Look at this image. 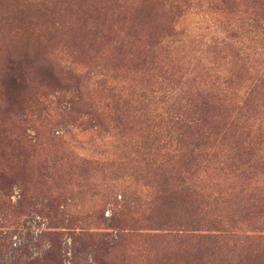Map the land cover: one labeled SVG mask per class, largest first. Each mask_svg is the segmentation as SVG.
Listing matches in <instances>:
<instances>
[{
    "label": "rangeland",
    "instance_id": "374dc122",
    "mask_svg": "<svg viewBox=\"0 0 264 264\" xmlns=\"http://www.w3.org/2000/svg\"><path fill=\"white\" fill-rule=\"evenodd\" d=\"M250 14L259 36L246 39L243 58L234 46ZM260 27L264 0H0V264H264ZM77 70L82 100L65 97L50 76L70 94ZM202 88L210 96L228 90L230 105L250 92L242 127L214 130L226 131L223 154L238 153L234 167L171 174L136 163L145 148L161 153L165 145L155 134L168 120L144 115H187ZM86 108L104 113L100 129L94 117L78 118ZM220 113L222 125L232 113ZM189 189L201 195L196 219L229 237L212 257L201 242L196 261L186 256L197 244L192 234L154 229L157 220H184ZM22 191L27 199L15 209ZM36 203L56 211L54 225ZM41 232L59 235L40 250L52 241L60 254L42 260L30 247L14 261L13 249Z\"/></svg>",
    "mask_w": 264,
    "mask_h": 264
},
{
    "label": "trees",
    "instance_id": "16d2710c",
    "mask_svg": "<svg viewBox=\"0 0 264 264\" xmlns=\"http://www.w3.org/2000/svg\"><path fill=\"white\" fill-rule=\"evenodd\" d=\"M251 14L249 15V18L244 22L247 24L248 28H243L239 39H237V44L234 46L236 51L244 58L243 54H245V44L246 39L248 37H258L254 36L258 28L256 25L252 24L253 21L251 19ZM260 21V20H258ZM259 23V22H258ZM260 24H258L259 26ZM234 26V25H232ZM241 28V25L237 24V29ZM244 30V31H243ZM259 34L264 35V28L260 27ZM255 33V34H254ZM254 34V35H253ZM52 72V71H51ZM48 71V74L51 73ZM76 77L75 85L73 86L72 92L69 94L68 85L62 84V81L59 79V76L55 74H50L52 77L53 83L56 84L57 87L61 88V92L65 97H68V95L75 94V97L77 99L82 100L84 98V92L83 89L79 86L80 82V71L77 70L74 72ZM223 75V74H221ZM258 84L264 88V73L261 75H258L255 77ZM10 82L13 83V80L10 79ZM222 92V91H221ZM220 92V93H221ZM207 89H201L196 93L195 101L194 103L197 105L193 106V111L188 113L187 115L180 114L179 116H169L167 118L161 117L158 113L154 115V111L150 112L148 115L145 114L144 116L150 118V119H157L161 118L164 120H168V125L164 127V130H167L164 134L160 133V130L155 134V136L160 140L162 139V143H165V145L162 147V152H156L152 153L150 147L145 148L147 150V155H143L139 158V160L136 161L141 166H145L146 163L150 165L151 168H163L167 167V170L169 173L174 174V172H178L181 169V166L186 169L187 174H192L194 172H197L199 169H204L205 171H218L220 173L227 172L231 167H234L233 164L231 165L230 160H233V163L235 164V160L238 158L236 155L238 153L236 151L233 152V149L226 150L223 154V150L220 149V143H223V140H225L226 131L224 133V136H222L221 131H214V130H223L224 127L230 128L235 127L236 129H239L242 127L243 122L246 120V114H247V101L249 97L248 95H245L242 92L236 93L235 98L233 102L230 105V102L232 101V98L229 99L230 93L228 90H223V94H218L214 96H210V94H207ZM114 100V99H113ZM116 100L117 97H116ZM58 103L59 100L57 101ZM137 103H139L135 100V111L136 113H142V109L137 106ZM149 106V105H147ZM152 107V106H150ZM198 107V108H197ZM85 112L79 113L78 118L81 120H88L91 122L93 117L98 121V127L101 128V120L104 117V113L100 112V110H92V108H86L84 110ZM141 111V112H140ZM224 111H230L232 113L231 116H227V121L222 123V125L219 124V118L221 116L220 112ZM225 128V129H226ZM228 130V129H226ZM90 134L91 137L96 136L100 138V135L93 132L91 129L86 130ZM211 135V136H210ZM210 136V137H209ZM212 136H215L214 138ZM219 139L217 142L216 140ZM157 141V139H156ZM86 142H92L91 139L87 138ZM146 143L148 145V142H144L143 145L146 146ZM238 151L240 155H243L241 153V149L238 148ZM154 157L158 159H154ZM230 154V157L228 155ZM249 156V154H246ZM224 156H227L225 159ZM219 159H222L221 161ZM158 161V163H155ZM145 164V165H144ZM245 165V164H243ZM242 168H245L242 166ZM226 174V173H223ZM3 180V175H0ZM6 181V180H5ZM22 196H20L21 199L16 203L15 209H20L23 206L24 199H27L26 194L24 191L21 192ZM187 197H185V204L184 207H187V211L185 214V218L183 221H176V217L173 216L172 219H168L166 221H159L157 220L155 230H169L174 231L175 228L181 227L182 230L180 232L184 233L185 231L192 234L191 236H187L190 240L195 241L196 247L192 250H194L192 253H187V259L191 261H196L199 259H202L203 257L201 254V250L204 248L205 244H202L201 242L206 243V251L203 253L204 257H212L213 253H210V251H213L214 248H217L222 242V240L229 239L228 236H224L222 234V231L219 229L220 225H214V226H207L200 222L196 217L193 215V209L191 208L194 206L193 202H196L198 200V196L201 197L200 194L195 193L194 190H187ZM0 202H2L1 207H4L7 203V196L3 194V196L0 197ZM5 204V205H4ZM36 210L38 211V215L43 217L44 219L51 221L54 225V221H57L56 218V211L53 210V208H50V204H35ZM36 214V213H35ZM36 214V215H37ZM59 222V221H58ZM176 230V229H175ZM57 232L55 233H48V232H41L37 235L36 241H31L30 238H26V241L19 245L18 248L13 249V251H16L17 255L14 256V261H19V257H22L23 253H27L29 251V248H35L38 253L37 258L39 255H41V259L43 260L47 256H55L59 255L60 253L54 250V244H52V241L49 242V248L47 250H40L41 249V242L47 238V237H55L58 236ZM174 235V234H173ZM172 237H176L174 236ZM177 238L185 241V237L178 236ZM255 237H252L251 240H253ZM262 239V238H261ZM33 240V238H32ZM59 245V244H58ZM40 246V248H39ZM209 246V247H208ZM25 259V258H24ZM96 262H100V264H106L105 261H99L96 259ZM22 264H34L32 261H24Z\"/></svg>",
    "mask_w": 264,
    "mask_h": 264
}]
</instances>
